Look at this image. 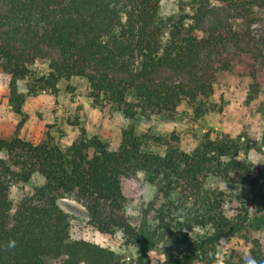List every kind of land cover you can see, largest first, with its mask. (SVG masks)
<instances>
[{
    "label": "trees",
    "instance_id": "trees-1",
    "mask_svg": "<svg viewBox=\"0 0 264 264\" xmlns=\"http://www.w3.org/2000/svg\"><path fill=\"white\" fill-rule=\"evenodd\" d=\"M187 1L189 13L166 31L158 18L159 0H0V74L9 76L8 105L22 115L26 95L17 81L45 60L49 70L28 84L29 94L56 91L61 79L81 77L94 106L109 105L130 120H173L182 101L196 117L203 115L211 108L216 73L231 65L228 43L264 69V37L248 32L251 15L264 9V0ZM23 121L11 139L0 138V264H48V259L54 264L245 263L219 257L216 245L264 224L261 170L238 156L252 148L261 151L264 130L260 144L206 133L187 151L177 134L138 133L131 123L121 129L114 150L97 136L87 139L83 128L80 140L63 149L51 137L35 143L19 136ZM149 143L164 146L163 152L147 149ZM36 172L43 182L14 202L11 189ZM138 172L156 187L152 230L145 221L135 230L123 212L130 200L127 181ZM213 179L251 192L236 215L224 213L229 195L213 188ZM71 193L85 206L91 227L109 235L119 230L127 243L136 244L135 259L126 262L109 247L71 238L70 216L58 205ZM160 240L170 250L161 261L150 262L149 249ZM250 256L264 264L256 240Z\"/></svg>",
    "mask_w": 264,
    "mask_h": 264
},
{
    "label": "rangeland",
    "instance_id": "rangeland-1",
    "mask_svg": "<svg viewBox=\"0 0 264 264\" xmlns=\"http://www.w3.org/2000/svg\"><path fill=\"white\" fill-rule=\"evenodd\" d=\"M188 13L187 0H159L158 18L166 26V31ZM251 17L253 22L248 32L255 39L264 37V9L255 10V15ZM245 30L247 28L242 27L241 32ZM239 45L240 48L244 47L245 40L241 39ZM226 50L231 57V65L229 69L220 70L215 75L208 98L210 110L196 117L192 106L182 101L176 107L177 114L173 120L155 116L149 119L138 116L130 120L109 105L104 108L94 106L89 97V85L81 77L61 79L56 91L42 90L34 95L29 94L28 84L49 70L48 61L45 60L35 62L30 66L27 78L17 81L18 91L26 95L20 115L7 103L9 76L0 74V138L11 139L16 124L24 118L19 136L35 143L51 137L63 149L80 140V130L83 128L87 139L97 136L106 141L109 149L114 150L118 146L121 129L131 123L138 133L166 137L175 133L179 136L180 148L187 151L193 149L206 133L212 138L220 134L241 136V139L248 138L260 144L264 130V69L260 61L254 60L232 43L227 44ZM145 147L159 153L164 149V146L153 143ZM261 151L252 148L240 152L238 156L254 163L261 170L264 184V154ZM42 182L43 178L36 172L27 183L14 186L10 198L16 202L22 193H31ZM210 185L229 195L223 210L230 217L246 206L251 196V192L243 185H231L215 179L211 180ZM126 188L130 197L123 209L126 219L135 230L141 228L144 221L148 229L152 230L156 225L152 210L156 204V187L146 180L144 173L138 172L127 181ZM58 205L70 216L72 239H84L109 247L123 256L126 262L136 258L138 247L134 243H127L123 232L117 230L112 235L102 234L88 224L87 210L77 200L75 193L59 198ZM247 208L252 212L251 206L247 205ZM253 240L264 249V224L257 230L249 229L220 240L216 245V254L225 258H242L244 264H250ZM163 243L160 240L150 247V262L161 261L170 250L169 245ZM47 263L54 264V261L48 259Z\"/></svg>",
    "mask_w": 264,
    "mask_h": 264
},
{
    "label": "clouds",
    "instance_id": "clouds-1",
    "mask_svg": "<svg viewBox=\"0 0 264 264\" xmlns=\"http://www.w3.org/2000/svg\"><path fill=\"white\" fill-rule=\"evenodd\" d=\"M250 264H255V262H254V261H252V262H250Z\"/></svg>",
    "mask_w": 264,
    "mask_h": 264
}]
</instances>
